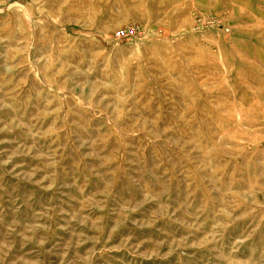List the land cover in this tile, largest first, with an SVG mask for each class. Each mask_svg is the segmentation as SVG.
<instances>
[{
    "label": "rangeland",
    "instance_id": "1",
    "mask_svg": "<svg viewBox=\"0 0 264 264\" xmlns=\"http://www.w3.org/2000/svg\"><path fill=\"white\" fill-rule=\"evenodd\" d=\"M0 264H264V0H0Z\"/></svg>",
    "mask_w": 264,
    "mask_h": 264
}]
</instances>
